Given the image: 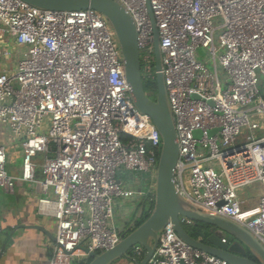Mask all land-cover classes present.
Segmentation results:
<instances>
[{
    "label": "built area",
    "instance_id": "built-area-1",
    "mask_svg": "<svg viewBox=\"0 0 264 264\" xmlns=\"http://www.w3.org/2000/svg\"><path fill=\"white\" fill-rule=\"evenodd\" d=\"M117 1L135 21L142 76L157 82L147 0ZM150 6L179 143L177 192L200 211L239 224L264 246V194L255 208L240 196L247 187L264 190V0H150ZM6 34L25 51L14 73H0V124L21 142L23 165L20 177L9 175L7 150L0 146V188L14 193L23 181L46 195L37 209L56 221L49 264L111 251L123 237L115 200L144 196L123 188L118 171L157 174L162 150L153 121L131 99L116 34L93 10L51 11L0 0V38ZM200 49L215 71L197 61ZM132 251L133 261L143 257L142 247ZM149 264L228 262L185 243L170 223Z\"/></svg>",
    "mask_w": 264,
    "mask_h": 264
},
{
    "label": "water",
    "instance_id": "water-1",
    "mask_svg": "<svg viewBox=\"0 0 264 264\" xmlns=\"http://www.w3.org/2000/svg\"><path fill=\"white\" fill-rule=\"evenodd\" d=\"M43 10L83 11L93 10L102 14L113 28L124 61L130 96L135 107L151 118L162 139V150L155 181V206L151 216L140 227L123 235L121 242L111 251L96 254L90 253L89 264H114L129 256L131 250L140 246L145 250L142 261L135 264H149L158 246L160 234L171 223L179 237L193 248L218 257L228 264H264V246L248 230L224 217L200 211L185 201L177 192L175 170L179 161V143L174 124L164 76L162 74V52L156 20L150 0L147 9L154 31V51L156 58L157 97L152 100L144 88L140 51L137 42L136 24L124 6L117 0H23ZM216 132H212V136ZM184 217L194 223H201L218 230L207 239V242L192 238L180 218ZM41 230V228H39ZM229 235L234 242H222L224 235ZM55 241V237L52 238ZM251 253L254 260L247 257Z\"/></svg>",
    "mask_w": 264,
    "mask_h": 264
},
{
    "label": "crops",
    "instance_id": "crops-1",
    "mask_svg": "<svg viewBox=\"0 0 264 264\" xmlns=\"http://www.w3.org/2000/svg\"><path fill=\"white\" fill-rule=\"evenodd\" d=\"M24 48L16 40L6 34L0 38V73L12 74L17 70L18 63L24 54ZM0 146L7 150V172L13 177H20L17 161H22L21 142L15 139L8 126L0 124ZM128 171L127 169H125ZM125 170L118 171L117 179L123 188L135 193L146 191L142 188L144 180L125 178ZM37 177L42 178L41 171ZM5 191V190H4ZM0 198V212L2 228L6 237L1 240L0 235V264H49L52 255V240L56 234V221L38 214V201L46 197L40 189L32 183L18 181L14 193L4 192ZM8 196L13 197L10 200ZM142 196L115 200V224L123 232L130 231L142 211ZM125 202L132 203L124 207ZM3 221V222H2ZM41 228V230L39 229Z\"/></svg>",
    "mask_w": 264,
    "mask_h": 264
},
{
    "label": "rangeland",
    "instance_id": "rangeland-1",
    "mask_svg": "<svg viewBox=\"0 0 264 264\" xmlns=\"http://www.w3.org/2000/svg\"><path fill=\"white\" fill-rule=\"evenodd\" d=\"M197 61L199 63H202V64H205L210 70H213L215 71V68H214V64H213V61L210 60V56H209V53L205 50V49H200L197 51ZM141 65H142V73H143V63H142V59H141ZM146 77L144 78V82H147L148 84H152L154 82V80L152 78H148L147 75H145ZM155 76V73L153 72L152 74V77ZM219 76H220V79L223 81V77H224V73L222 71V69L219 68ZM259 89H260V97H262V99L264 100V81L261 82L260 86H259ZM152 97H157V96H153V93H152ZM212 134V132H211ZM196 138H200V134L197 133L196 134ZM45 161V155H40L38 157V162L39 164H43ZM22 165H23V159L22 161H17L16 163V168L18 171H21L22 170ZM125 170V169H123ZM125 172V178L128 179V180H133L135 178H140V179H143L144 180V185H142V188L144 189V192L145 195H149V194H154L155 193V181H156V173L155 171H152V172H141V171H131V170H128V171H124ZM186 181L187 183L189 182V176L187 175L186 176ZM4 189L0 188V198L1 197H4ZM264 194V190L263 188L260 186V185H255V186H251V187H247L245 188L244 190H242L240 192V196L241 198L244 200V201H248V204L249 206H251L252 208H255L256 207V204L258 203V200L259 198ZM8 198L10 200H14L13 197H10L8 196ZM143 200V202H145V204H148L147 200L148 198L147 197H142L141 198ZM128 205H132V203H129V202H125V205L124 207H127ZM2 219H0L1 221ZM3 222V221H2ZM120 228V226H119ZM3 230V228H2ZM4 232V230H3ZM218 230L216 229L213 234L217 233ZM6 237V234L5 232L1 235V240H3L4 238ZM223 237L227 238L228 242H234V240L229 236V235H224ZM83 259H74L72 264H80L82 262ZM114 264H135L133 261H130L126 258H123V259H120L118 261H116Z\"/></svg>",
    "mask_w": 264,
    "mask_h": 264
},
{
    "label": "trees",
    "instance_id": "trees-1",
    "mask_svg": "<svg viewBox=\"0 0 264 264\" xmlns=\"http://www.w3.org/2000/svg\"><path fill=\"white\" fill-rule=\"evenodd\" d=\"M144 88H145V91H146L147 95L152 100L155 101L156 97H152V93H153V96L157 95V82H153L152 84H148L147 82H144ZM126 138H127V135H123V139L125 140ZM160 155H161V151L159 153V157H160ZM147 202H148V204L143 203L141 205L143 208H142V211H141V214H140L139 218L135 222V225H134L133 229H136V228L140 227L151 216V214L153 212V209H154V206H155V199H154L153 194L149 195ZM183 227L185 228L187 233L192 238H194L196 240H201L202 242H205V243L207 242V239L209 238V236H211L213 234V232L216 230L214 227H211V226H208V225H205V224H201V223H194L193 225H190V226L185 224ZM145 254L146 253H145V250H144L143 257L138 260L139 262L144 259ZM132 255L133 254H130L131 257H132ZM247 257L249 259L255 261L254 257L249 252L247 254ZM91 261L92 260L89 259L88 261L87 260L86 261H82L80 264H89Z\"/></svg>",
    "mask_w": 264,
    "mask_h": 264
},
{
    "label": "bare ground",
    "instance_id": "bare-ground-1",
    "mask_svg": "<svg viewBox=\"0 0 264 264\" xmlns=\"http://www.w3.org/2000/svg\"><path fill=\"white\" fill-rule=\"evenodd\" d=\"M253 214H255V211H251L250 213H246L247 216H252Z\"/></svg>",
    "mask_w": 264,
    "mask_h": 264
},
{
    "label": "clouds",
    "instance_id": "clouds-1",
    "mask_svg": "<svg viewBox=\"0 0 264 264\" xmlns=\"http://www.w3.org/2000/svg\"><path fill=\"white\" fill-rule=\"evenodd\" d=\"M132 229H133V228H132ZM132 229L130 230V232L134 230V229H133V230H132ZM128 232H129V231H128ZM128 232H123V233H122V236L130 233V232H129V233H128ZM125 233H126V234H125ZM89 259H90V258H89ZM89 259H88V260H89ZM88 260H87V261H88Z\"/></svg>",
    "mask_w": 264,
    "mask_h": 264
},
{
    "label": "flooded vegetation",
    "instance_id": "flooded-vegetation-1",
    "mask_svg": "<svg viewBox=\"0 0 264 264\" xmlns=\"http://www.w3.org/2000/svg\"><path fill=\"white\" fill-rule=\"evenodd\" d=\"M133 253V251L131 250V252L129 253V256H130V254H132ZM131 257V256H130ZM132 259V258H131Z\"/></svg>",
    "mask_w": 264,
    "mask_h": 264
}]
</instances>
